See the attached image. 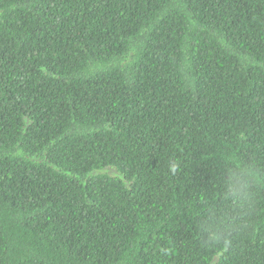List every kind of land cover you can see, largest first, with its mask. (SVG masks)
Segmentation results:
<instances>
[{
  "label": "trees",
  "instance_id": "trees-1",
  "mask_svg": "<svg viewBox=\"0 0 264 264\" xmlns=\"http://www.w3.org/2000/svg\"><path fill=\"white\" fill-rule=\"evenodd\" d=\"M0 264H264V0H0Z\"/></svg>",
  "mask_w": 264,
  "mask_h": 264
}]
</instances>
